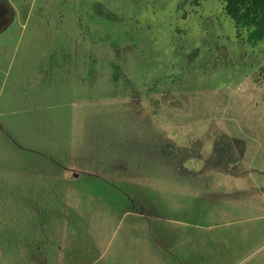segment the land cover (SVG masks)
<instances>
[{
	"label": "rangeland",
	"instance_id": "374dc122",
	"mask_svg": "<svg viewBox=\"0 0 264 264\" xmlns=\"http://www.w3.org/2000/svg\"><path fill=\"white\" fill-rule=\"evenodd\" d=\"M221 0H0V264H264V39Z\"/></svg>",
	"mask_w": 264,
	"mask_h": 264
},
{
	"label": "trees",
	"instance_id": "16d2710c",
	"mask_svg": "<svg viewBox=\"0 0 264 264\" xmlns=\"http://www.w3.org/2000/svg\"><path fill=\"white\" fill-rule=\"evenodd\" d=\"M223 10L232 20L236 31L251 30L254 41L264 39V0H221Z\"/></svg>",
	"mask_w": 264,
	"mask_h": 264
}]
</instances>
